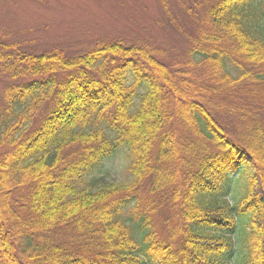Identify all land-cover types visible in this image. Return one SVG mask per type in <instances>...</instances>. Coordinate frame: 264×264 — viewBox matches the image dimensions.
I'll return each mask as SVG.
<instances>
[{
  "label": "trees",
  "instance_id": "obj_1",
  "mask_svg": "<svg viewBox=\"0 0 264 264\" xmlns=\"http://www.w3.org/2000/svg\"><path fill=\"white\" fill-rule=\"evenodd\" d=\"M209 1L188 71L0 42V264H264V0Z\"/></svg>",
  "mask_w": 264,
  "mask_h": 264
},
{
  "label": "rangeland",
  "instance_id": "obj_2",
  "mask_svg": "<svg viewBox=\"0 0 264 264\" xmlns=\"http://www.w3.org/2000/svg\"><path fill=\"white\" fill-rule=\"evenodd\" d=\"M209 0H0V42L27 54L58 50L68 57L98 43L121 41L150 46L173 69L192 70L189 36L203 23ZM112 65V64H111ZM19 78L16 81H23ZM10 80L0 73V105ZM46 110L36 111L24 134L39 127ZM21 131V132H22ZM127 151L103 163L100 174L128 181Z\"/></svg>",
  "mask_w": 264,
  "mask_h": 264
}]
</instances>
